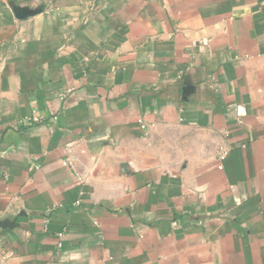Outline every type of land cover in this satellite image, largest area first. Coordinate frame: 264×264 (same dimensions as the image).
Segmentation results:
<instances>
[{
    "label": "crops",
    "instance_id": "obj_1",
    "mask_svg": "<svg viewBox=\"0 0 264 264\" xmlns=\"http://www.w3.org/2000/svg\"><path fill=\"white\" fill-rule=\"evenodd\" d=\"M0 264H264V0H0Z\"/></svg>",
    "mask_w": 264,
    "mask_h": 264
},
{
    "label": "built area",
    "instance_id": "obj_2",
    "mask_svg": "<svg viewBox=\"0 0 264 264\" xmlns=\"http://www.w3.org/2000/svg\"><path fill=\"white\" fill-rule=\"evenodd\" d=\"M32 121H33V122H38V121H39V118H37V117H33V118H32ZM220 158H222V156H220Z\"/></svg>",
    "mask_w": 264,
    "mask_h": 264
}]
</instances>
